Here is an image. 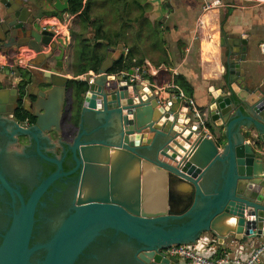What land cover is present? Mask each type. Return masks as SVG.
<instances>
[{"label": "water", "instance_id": "1", "mask_svg": "<svg viewBox=\"0 0 264 264\" xmlns=\"http://www.w3.org/2000/svg\"><path fill=\"white\" fill-rule=\"evenodd\" d=\"M164 1L146 0L152 9L144 17L151 25L163 21ZM67 4L54 0L53 7L62 12ZM24 8L21 1L13 19L0 22V52L10 49L22 56V47L36 56L43 49L50 52L43 68L31 67L23 94L16 87H0V126L10 133L12 145L14 137L32 142L55 172L12 215L0 244V264H30L37 252L43 257L36 264H75L105 232L138 245L136 264H179L159 251L193 245L206 233L221 249L230 240L247 244L264 237V83L253 91L240 77L246 39L225 40L229 77L223 89H209L213 139L194 125L185 103L160 98L149 80L130 81L133 71L124 62L118 73H107L118 60L115 51L106 53L98 79L62 76L64 50L58 38L43 28V19L29 15L26 20ZM119 56L118 61L124 54ZM115 65L112 70L118 69ZM71 80L83 86L76 134L66 141L61 121ZM29 96L34 100L27 102ZM18 102L34 119L28 129L12 116ZM41 136H51L60 148L54 151L49 141L41 148ZM44 150L53 157L44 156ZM67 155L71 169L63 172ZM70 176L75 190L71 210L49 221V239L30 248L36 203L50 184Z\"/></svg>", "mask_w": 264, "mask_h": 264}, {"label": "crops", "instance_id": "2", "mask_svg": "<svg viewBox=\"0 0 264 264\" xmlns=\"http://www.w3.org/2000/svg\"><path fill=\"white\" fill-rule=\"evenodd\" d=\"M21 1L26 9L24 18L29 20L30 16H34L43 19V28L53 31L54 38H58V44L64 50L62 76L71 79L77 76L83 80L87 74L98 79L96 70L94 72L91 67L95 63L99 67L108 50L117 53L115 56L113 54L114 60L120 59V52L124 54L122 62H126L131 70L149 63L156 74L148 76L146 80L150 81L151 88L162 99L176 95L175 90L167 88L175 78L182 77L188 82L192 88L191 99L195 107L202 110L206 125L209 126L203 131L204 136L215 137L212 133L213 124L207 114L211 95L209 89H223L229 77L225 65L226 39L244 38L247 41L244 61L238 62L245 86L256 91L258 84L264 83V0H215L216 8L204 14L201 12L202 0H165L162 5L164 19L157 23L160 24L158 26L151 25L144 17L152 9L146 0H82L81 8L74 14L69 12V0L67 9L62 12L54 9V0H0V22L3 18L9 21L13 19L17 4ZM85 7L86 15L83 13ZM83 41L84 45H81ZM97 44L99 48H96ZM14 46L9 45L12 48ZM20 51L22 56L20 52L10 49L6 54L0 52V64L13 66L10 72L8 68L0 71L1 88L18 89L22 81L19 72L30 76L34 69L31 67L43 68L44 57L50 52L43 49V55L36 56L25 47ZM54 55L59 53L55 52ZM240 55H234L233 58ZM76 63L79 68L86 67L87 71L78 76L80 72L79 68L75 69ZM85 63H88L87 66H84ZM111 68L107 73L112 74ZM40 80L41 77L36 76V83ZM36 83L33 86H37ZM154 86L163 91H157ZM69 99L70 107L74 106L76 111L78 109L79 114V106L77 108L73 98ZM5 119L7 125H11L8 118ZM43 138L51 143L54 151L60 148L55 140L41 136ZM13 142L16 144L17 137H14ZM202 236L211 237L207 233L199 237ZM210 241L217 257L225 252L228 256L239 255L244 258L252 247L264 241V237L247 244L230 240L225 242L223 249ZM178 262L186 264L180 260Z\"/></svg>", "mask_w": 264, "mask_h": 264}, {"label": "flooded vegetation", "instance_id": "3", "mask_svg": "<svg viewBox=\"0 0 264 264\" xmlns=\"http://www.w3.org/2000/svg\"><path fill=\"white\" fill-rule=\"evenodd\" d=\"M27 102H30L28 98ZM22 107L20 102L17 107H11L12 116L18 120V109ZM29 116V108H24ZM11 116H8L9 119ZM26 129L31 127L29 118L24 121ZM6 130V129H5ZM7 131V130H6ZM10 133L5 132L0 126V244L2 237L8 231L12 215L16 213L21 201L25 204L29 196L37 186L52 174L51 167L45 164L32 142L17 139V147H13L9 140ZM52 140L51 136H47ZM64 136L62 135V138ZM64 139V138H63ZM11 144V149L8 147ZM41 148H47L48 142L44 138L39 142ZM49 158L51 152L43 151ZM63 166V165H62ZM64 170L63 172H68ZM73 178L65 177L54 181L43 192L34 209V226L29 241V247L46 242L50 234L49 221H54L60 213L71 210L75 197ZM139 250L138 245L128 243L121 236H115L111 232H105L83 254L75 264H136L134 257ZM43 257L42 252H37L30 258V264H36Z\"/></svg>", "mask_w": 264, "mask_h": 264}, {"label": "built area", "instance_id": "4", "mask_svg": "<svg viewBox=\"0 0 264 264\" xmlns=\"http://www.w3.org/2000/svg\"><path fill=\"white\" fill-rule=\"evenodd\" d=\"M215 8V0H202L201 12L203 14L210 12ZM4 68H8V71L10 72L13 66L0 64V71ZM132 71L133 73L129 77L130 81L147 82L145 77L154 76L156 74L155 70L150 67L149 63H145L141 67L135 68ZM12 74L13 73L11 72V75ZM155 88L159 92L163 91V89L157 87ZM167 88L175 90L176 95L173 97L187 105L188 111L194 118V125L202 131L206 130L203 116L195 107L194 102L183 95L182 92L173 84L169 85ZM210 240H212L213 243L215 242L212 237L204 236L203 238L202 236L199 237L193 245H181L164 249L159 252L165 258H175L185 262L186 264H264V241L257 246L252 247L249 254L242 258L239 255L228 256L225 252H223L224 254L221 256L217 257L216 250L213 248V244Z\"/></svg>", "mask_w": 264, "mask_h": 264}, {"label": "trees", "instance_id": "5", "mask_svg": "<svg viewBox=\"0 0 264 264\" xmlns=\"http://www.w3.org/2000/svg\"><path fill=\"white\" fill-rule=\"evenodd\" d=\"M81 2H82V0H69V4L71 5V8H70V10H69V12L71 13V14H74V13H76L80 8H81ZM83 13L85 14L86 13V7H85V10L83 11ZM86 15V14H85ZM158 25H160V24H157V26ZM81 45H84V41L83 42H81ZM100 47V45H98L97 44V46H96V48H99ZM121 63H122V60H120L119 62H117L116 64H117V66H118V69H116V70H111V72L113 73V72H117V70L118 71H120V68H121ZM79 64V63H78ZM84 66H87V63H85L84 64ZM98 67V64L97 63H95L94 64V66H92L91 68H93V71L95 72V70L97 71V68ZM123 67H125L126 69H129V67H128V65L126 64V62H125V64L123 63ZM78 69L79 68V66L77 65V63L75 64V69ZM78 71L80 72L79 74H78V76H80V75H82V74H84L86 71H87V68L86 67H84V68H79L78 69ZM19 75L21 76V78L23 79L22 81H21V83H20V85L18 86V89L20 90V93L21 94H23L24 92H25V89H26V85H27V78H28V74L27 73H25V72H19ZM77 76H75L74 78H76ZM173 84H174V86H176L177 87V89H179L181 92H182V94L183 95H185L187 98H189V99H191L192 98V88H191V86L188 84V82L184 79V78H182V77H177V78H175L174 79V81H173ZM81 86H83V82H79V83H77V82H75L74 80H71V81H69L68 82V84H67V91H66V102H65V110H64V114H63V117H62V121H61V124L62 125H67V123H69L70 122V127H69V130H64V131H62V135L64 136L63 138H64V140H66V141H70V140H72V138L75 136V134H76V129H77V123H78V116H79V114H78V109H77V111H76V116H75V118H74V120L73 121H70V119H68L69 117L67 116V114H66V110H68V106H70L71 104L69 103V98H73V100H75V102L77 103V108H78V106H79V94H80V88H81ZM29 98H30V100H34V98L33 97H31V96H29ZM192 100V99H191ZM193 101V100H192ZM194 102V101H193ZM199 110V112L201 113V115L203 116V112H202V110H200V109H198ZM18 120H20V121H24L26 118H29V120H30V123L33 125V123H34V119L31 117V116H29L28 114H27V112H26V110L24 109V108H22V107H20L19 109H18ZM204 119V118H203ZM204 122H205V126H206V128L208 127L209 128V126H208V124L206 125V121L204 120ZM67 127H68V125H67ZM50 157H53L52 155H50L49 156V158ZM45 162V161H44ZM45 164H47L48 166H50L51 167V171H53L52 173H54L55 172V166H53V165H50V164H48V163H46L45 162ZM69 155H67L66 156V158H65V160H64V162H63V166H62V169H63V171L64 170H70L71 169V167H69Z\"/></svg>", "mask_w": 264, "mask_h": 264}, {"label": "rangeland", "instance_id": "6", "mask_svg": "<svg viewBox=\"0 0 264 264\" xmlns=\"http://www.w3.org/2000/svg\"><path fill=\"white\" fill-rule=\"evenodd\" d=\"M88 64V63H87ZM67 96V95H66ZM67 98V97H66ZM74 108V106H73ZM72 107L68 106V112H66L67 116L69 117L68 119H70V121H73L75 116H76V109H73ZM68 125V127H67ZM67 125H62L61 124V128H62V131L64 130H69V127H70V122L67 123ZM13 147H17L16 144L12 145Z\"/></svg>", "mask_w": 264, "mask_h": 264}]
</instances>
